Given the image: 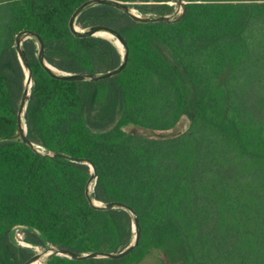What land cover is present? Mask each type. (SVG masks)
Instances as JSON below:
<instances>
[{"label":"trees","instance_id":"trees-1","mask_svg":"<svg viewBox=\"0 0 264 264\" xmlns=\"http://www.w3.org/2000/svg\"><path fill=\"white\" fill-rule=\"evenodd\" d=\"M89 0H0V264H24L34 249L118 253L133 240L130 213L94 209L91 168L36 153L18 140L26 72L15 49L22 31L39 34L45 59L72 74H103L122 62L109 40L78 38L74 12ZM142 14L174 15L172 0H117ZM177 23L140 24L106 5L77 19L119 31L125 69L97 81L51 77L35 40L24 42L36 87L28 138L41 149L89 159L93 198L132 207L138 246L118 260L54 256L47 264H139L153 250L170 264H264V0H183ZM189 129L176 137L129 134ZM38 231V232H37Z\"/></svg>","mask_w":264,"mask_h":264},{"label":"water","instance_id":"water-1","mask_svg":"<svg viewBox=\"0 0 264 264\" xmlns=\"http://www.w3.org/2000/svg\"><path fill=\"white\" fill-rule=\"evenodd\" d=\"M180 9V12L176 15H169V16H158V15H140L135 13V9L128 3L120 2L117 0H89L82 4L72 15L70 20V29L72 33L78 37V38H91L96 37L95 34L99 32H105L110 35H112L123 47L122 54V62L121 64L114 70L103 73V74H72V73H66L63 71H60L54 67H52L49 63H47L45 59V44L42 39V37L34 32L31 31H22L20 32L15 39V49L18 54V57L20 59V62L28 74V80L32 82L31 90L29 91L27 88V82L25 83V89L21 98L19 110H18V121H17V133L8 138L7 140H18L23 142L24 144L28 145L30 148H32L36 153L49 157V158H64L67 160H71L75 163L79 164H85L88 165L91 168V176L88 181V184L86 186V196L91 204V206L100 211H112L116 209H122L130 213L133 219V225H134V237L131 243L121 252L118 253H103V252H90V253H78L74 252L68 249H58L53 246H49L48 248H44L42 253H36L32 258H30L27 262L24 264H34L37 262H40L41 264H47L51 258L54 256L59 257H65L72 260H88V259H109V260H118L122 259L126 256H128L139 244L140 236H141V225H140V219L136 213V211L130 207L129 205H126L124 203L120 202H109V203H101L99 201H96L93 198L94 188L95 187L98 173L96 165L89 159H77L72 158L66 154H63L61 152L56 151H48L45 149H41L39 146L35 145L31 142V140L28 138V131H27V125H26V110L28 103L33 95V91L36 87V79L34 77L33 71L31 69V66L28 62V58L24 49V42L28 39H33L36 41L38 45V60L40 64L43 66L45 71L53 78L63 81H91V82H97L105 79H109L112 77H115L119 75L126 67L128 58H129V48L127 45V42L125 38L122 36V34L108 26L103 25H94L86 29H80L76 26L77 19L79 16L85 12L86 10L106 5L114 7L126 15H128L132 20H134L137 23L140 24H147V23H177L181 21L186 13H187V3L183 0H172ZM22 229H28L26 226H16L14 228V231L22 230ZM38 232V231H37ZM16 242V241H15ZM18 244V242H16ZM26 244V243H25ZM20 245V244H19ZM26 247H32V245L26 244ZM22 246V245H21Z\"/></svg>","mask_w":264,"mask_h":264},{"label":"rangeland","instance_id":"rangeland-1","mask_svg":"<svg viewBox=\"0 0 264 264\" xmlns=\"http://www.w3.org/2000/svg\"><path fill=\"white\" fill-rule=\"evenodd\" d=\"M176 5V4H175ZM177 6V5H176ZM135 13L144 15L138 10H134ZM177 11H180L179 8L177 7ZM27 82V87H28V80ZM190 127V119L188 116H184L183 119L180 121V123L172 130L166 131V132H152L140 127H136L133 125H129L124 128V131L129 134H134V135H139L143 137H154V138H171V137H176L178 135H181L185 133ZM20 233L18 231H14L13 233V238L16 242H18ZM22 246H27L24 242L20 244ZM37 246H32L31 248L34 249V251L37 253L36 248ZM40 250H44V248L38 247ZM139 264H170L166 256L161 253L160 251L153 250L141 263Z\"/></svg>","mask_w":264,"mask_h":264},{"label":"bare ground","instance_id":"bare-ground-1","mask_svg":"<svg viewBox=\"0 0 264 264\" xmlns=\"http://www.w3.org/2000/svg\"><path fill=\"white\" fill-rule=\"evenodd\" d=\"M95 36L111 41L121 52L123 51L122 45L112 35H110L108 33H105V32H99V33H96ZM27 80H28V74L26 72V81ZM28 82L29 83H28V87L27 88L30 91L31 90V86H32V82L29 81V80H28ZM93 188H94V185H93ZM35 248H36L37 253H42L43 252L38 247H35ZM34 264H41V263L37 262V263H34Z\"/></svg>","mask_w":264,"mask_h":264},{"label":"built area","instance_id":"built-area-1","mask_svg":"<svg viewBox=\"0 0 264 264\" xmlns=\"http://www.w3.org/2000/svg\"><path fill=\"white\" fill-rule=\"evenodd\" d=\"M180 10V9H179ZM180 11H176V13L174 14V15H176V14H178ZM18 232H19V230H17ZM20 238H19V240H18V244H22V242H23V240H22V237H21V235L19 236Z\"/></svg>","mask_w":264,"mask_h":264}]
</instances>
